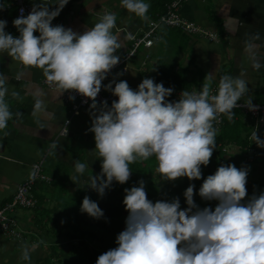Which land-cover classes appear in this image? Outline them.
<instances>
[{
    "label": "clouds",
    "instance_id": "obj_1",
    "mask_svg": "<svg viewBox=\"0 0 264 264\" xmlns=\"http://www.w3.org/2000/svg\"><path fill=\"white\" fill-rule=\"evenodd\" d=\"M68 3L58 0L54 8L34 3L26 16L21 8L13 20L18 37L7 33V21L0 19V52H7L25 66L42 69L46 80L61 94L74 91L92 101L89 131L95 134L102 171L90 177L89 187L102 197L113 181H129L130 164L152 156L158 161L157 171L166 180L201 179V166L210 163L216 148L213 122H218L221 114L229 121L233 119V109L249 91L246 82L225 75L216 94H211V84L206 82L199 92L182 91L177 101L167 99L173 88L152 78L143 79L138 90L125 80L103 86L102 81L120 62L116 53L122 45L112 31L116 15L106 13L83 33L63 25L53 26L52 21ZM121 4L141 18H146L150 7L145 0H121ZM102 86L118 97L111 107L107 101L97 102ZM7 94L6 77L0 73V130L13 116L5 100ZM12 95L18 96L15 92ZM245 105L249 110H258L251 99ZM35 108H41L40 100ZM251 138L264 148L258 130ZM75 170L83 174L86 165L77 161ZM247 176L248 169L228 164L204 179L199 195L204 200L218 201L214 210L196 205L194 184L184 192L188 205L184 210L178 197L153 203L143 180L138 187L125 189L123 203L129 212L126 228L117 236L118 247L101 254L96 264H264V193L242 202L248 195ZM81 211L97 219L104 216L98 203L88 196L83 199ZM22 258L30 260L28 248Z\"/></svg>",
    "mask_w": 264,
    "mask_h": 264
},
{
    "label": "crops",
    "instance_id": "obj_2",
    "mask_svg": "<svg viewBox=\"0 0 264 264\" xmlns=\"http://www.w3.org/2000/svg\"><path fill=\"white\" fill-rule=\"evenodd\" d=\"M157 1L159 0H145V3L150 5L146 18L132 12L129 16H124L126 18L116 15L118 27L112 31L118 35L119 43L122 45L116 55L122 57L129 47L124 31L140 34L147 24L156 18L159 12L152 7ZM27 2L32 6L34 3L43 2L54 8L58 0ZM107 2L108 0H69L54 20L62 21L66 29L71 28L74 32L83 33L94 27L101 17L110 11L105 7ZM7 3L8 0H0V19L7 21L5 31L18 37L20 34L12 24L14 10H2ZM180 14L185 20L215 33L217 40L200 37L196 39L177 29L162 27L157 32L152 47L139 48L129 63L127 76L152 74V70L156 74L160 66L171 68L162 64L164 60L152 61V50L155 46L166 43L169 49L175 48L178 54H181L186 46L184 41H187L188 47H191L195 55L197 52L200 55V49L195 48V45L200 43L204 46L205 56L212 66L208 73L213 78L216 74L223 73L234 78L240 77L249 89L244 98L250 96L258 100L259 95L264 96V89L261 87L264 79L261 80L260 76H257L259 73L264 76V0H187L181 6ZM184 37L191 38V41L184 40ZM142 55V59H139ZM145 57L148 59L146 64L142 65ZM179 64V62L176 64L174 70H180ZM0 73L6 77L8 94L5 100L13 114L7 127L0 130V208L13 200L18 185L31 175V167L41 161L42 173L50 179V183L37 182L33 194L37 202L41 200L39 204L43 203L40 206L49 208L54 202L52 192L63 189L72 194L79 187L83 190L84 184H90L92 174L88 173V170L98 171L100 166L95 161V156L90 154L94 152L93 150L81 148L78 151L85 152L82 162L86 165V170L83 174L76 172L75 163L80 154H75L76 149L73 151V147L81 143V138H76L73 133L72 121L69 127L70 136L68 138L57 136L64 119L68 116V108L64 106L59 90L51 91L41 85L42 69L25 66L7 52H0ZM217 84L219 83H214ZM114 87L115 84L113 89ZM13 92L18 96L14 97ZM179 92L182 93V90L177 91L175 97ZM37 100L41 101V108L38 110L35 108ZM111 105L108 104L109 107ZM83 109L79 111L81 117L87 113ZM88 126L92 127V122L88 121ZM89 132L87 128L85 134ZM85 139L88 140V136ZM91 140L95 141L94 138ZM46 160H49V175L43 169ZM27 211L28 214L22 212L23 215L18 217L15 209L12 215L16 217L14 218L20 227L30 234L24 235L20 241L8 239L0 234V264H49L47 258L51 243L54 241L47 233L50 223H46L47 218L46 220L43 218L42 210ZM33 245H36L34 250ZM25 248L29 249L30 260L22 258Z\"/></svg>",
    "mask_w": 264,
    "mask_h": 264
},
{
    "label": "trees",
    "instance_id": "obj_3",
    "mask_svg": "<svg viewBox=\"0 0 264 264\" xmlns=\"http://www.w3.org/2000/svg\"><path fill=\"white\" fill-rule=\"evenodd\" d=\"M169 2L170 0H159L153 4L152 9H157L158 15H160L164 12L165 5ZM154 81L156 83H163L166 88L174 89L173 94L167 98L169 101L174 99L177 91L187 90L185 87L187 80H184L179 69L170 71L168 68L160 66L157 68ZM210 84L211 87L214 86V82ZM187 91L192 92L190 88ZM258 100L259 102L257 103L264 104V96L259 95ZM233 112L235 115L231 121H229L226 115L222 114V124L216 135V148L210 159V163L207 166H201V179L189 180L187 177H182L175 181L166 180L157 171L158 161L155 156H152L146 161L138 160L130 164L129 167L132 174L129 181L125 184L113 181L112 185L105 189V194L102 197L97 191L91 189L89 184H84L83 190L79 187L76 191H73L72 198L69 200L63 198V193L66 190L61 189L63 191L52 192L54 202L51 209H45V207L40 206L43 204H39L41 200L33 208L23 209L32 211L42 210L50 218V227L47 233L54 241L51 243L50 254L47 258L49 264L51 262H53L52 264H96L101 254L118 247L116 242L117 236L125 230L126 219L129 215L123 203L126 195L125 189H130L133 186L138 187L141 180L145 183L148 199L153 203L157 201L170 202L178 197L181 210L187 209L188 205L184 192L190 185L194 184V202L196 205L200 209L211 208L214 210L216 200H204L199 195V189L204 179L208 175L214 174L221 165L234 164L237 168L248 169V172L254 171L253 162L246 158L247 152L251 149L256 151L253 157L254 160L261 153V151L256 150L251 138L253 125L250 124L249 120L245 119V115L241 110L233 109ZM232 147L237 148L236 155L226 153L225 149ZM96 155H98V158L95 161L98 162L100 168L98 171L88 170V173H91L92 176L99 175L102 171V160L99 157V153ZM260 193H264L263 178L258 185L252 182L250 186H247L248 195L242 202L246 203L254 194L259 195ZM58 194H60V197H57ZM85 195H88L91 200L98 203L104 212L103 217L99 219L87 217L81 211ZM60 203L65 204L60 206ZM18 225L20 226L19 222Z\"/></svg>",
    "mask_w": 264,
    "mask_h": 264
},
{
    "label": "built area",
    "instance_id": "obj_4",
    "mask_svg": "<svg viewBox=\"0 0 264 264\" xmlns=\"http://www.w3.org/2000/svg\"><path fill=\"white\" fill-rule=\"evenodd\" d=\"M187 0H171L165 5L164 12L160 15H157L155 19L151 20L146 28L140 32V34H130L125 32L129 47L122 57H120V62L115 66L111 72L107 75L106 79L102 81V85L106 86L108 83L112 82L117 76H126L129 70V63L135 57L140 47L148 49L152 47L153 40L157 32L162 27L173 28L181 31L187 36H197L200 38H207L212 41L217 40L215 33L209 32L208 30L202 29L196 24L185 20L181 14L180 9L184 2ZM32 5H30L27 0H8V3L2 8L3 11L14 10L13 20L20 15V9H24V15L26 16L32 10ZM12 20V24H13ZM52 25H62V21L53 20ZM14 26V25H13ZM15 27V26H14ZM39 35V33H35ZM148 57H145V60L142 62V65L146 64ZM40 83L43 87L51 91H58L55 84H50L44 74L41 77ZM218 85L211 87V94H216L218 91ZM102 86L101 92L98 94L97 102L102 104L104 101H107L108 104H112L114 100H118V97L114 96L111 91L105 90V87ZM193 92V91H192ZM197 92V91H195ZM61 93V92H60ZM181 92H179L172 101H177L180 98ZM74 97V99H70ZM62 102L64 106L68 108V116L64 119L62 126L60 127L57 136L59 138H67L70 134L69 127L71 125L72 118L83 108L91 105L92 101L82 96L81 94L74 91H66L62 93ZM239 107L234 109H239L248 118L253 124V132L259 125H264V104L253 103L256 105L258 110L252 111L245 105V102H238ZM223 115L221 114L218 117V122L214 121L213 125L217 129V132L220 130L222 124ZM252 132V133H253ZM256 151L251 149L247 152L246 158L251 160ZM42 161L36 163L31 167V175L18 185L16 188L13 200L5 204L0 208V234L4 235L6 238L20 241L23 239V235L30 234L29 232L23 230L18 222L9 217V213L13 212L16 208L20 209H31L37 204V200L34 197L33 190L37 182L50 183V179L42 173L41 168Z\"/></svg>",
    "mask_w": 264,
    "mask_h": 264
},
{
    "label": "rangeland",
    "instance_id": "obj_5",
    "mask_svg": "<svg viewBox=\"0 0 264 264\" xmlns=\"http://www.w3.org/2000/svg\"><path fill=\"white\" fill-rule=\"evenodd\" d=\"M105 7L108 8L110 11L107 13H114L115 15H117L118 17H123L126 18L127 15L129 16L130 12L124 8L121 4V0H108V2L105 4ZM106 10V9H105ZM126 16V17H124ZM98 21V20H97ZM118 22H116V26ZM191 37H195L196 39L197 36H191ZM184 40H188L191 41V38L189 37H184ZM186 46L183 48V51L181 52V54H178V51L174 48L173 50L169 49L170 47H167L166 43H162L161 45L155 46L154 49L152 50V55H153V59L152 61H157V60H164V62H162L163 65H166V67H171L169 69L174 70L176 68V64L179 62L180 64V71H181V75H183L184 80H187L185 87L190 88L191 90L193 89L194 91H201L202 90V85L206 82H214V83H219L220 79L222 76H225V74H216L215 78L212 77L211 74L208 73L209 69L212 68V66H210V62L209 60L206 58L205 56V52H204V46L201 45L199 43V45H195V48H199L200 49V55H195L191 49V47L189 46V43L187 41H184ZM143 55L140 56L139 59H142ZM223 64H225V62H223ZM154 71L152 70V74H144L143 76H124L121 77V75L117 76L114 80L116 82H119L121 80H125L128 82L129 86L133 89V90H138V86L139 84L143 81V79L145 78H152L154 79ZM242 75V74H240ZM257 76H260V79L263 80L264 76L262 74H257ZM234 77V76H233ZM240 78V77H238ZM261 87L262 89H264V82H261ZM250 93V92H249ZM257 97V96H256ZM249 99L252 100V103H257L259 102V100L256 99H252L250 98V96H248L247 98H241L240 101L238 102H246ZM84 111H86V115H84V117H81L80 113L78 112L73 118H72V131L75 134L76 138H81V143H78V145L74 146L75 142L72 144V146H74L73 151L75 154H80V158L78 159L79 162H82V157H84V152L80 153L78 150H80L81 148L84 149H90L93 150L94 152L90 153L91 155L95 156V158H98V151L95 150V141L91 140L93 139L94 135L93 132H89L88 134H85L87 128H91V126H88V121L92 122V115H91V109L90 106H88L87 108L83 109ZM245 119L248 120L247 117H245ZM250 122V121H249ZM250 124H252V122H250ZM253 125V124H252ZM256 130H258V136L264 140V125H259ZM255 130V131H256ZM88 136V140L85 139V137ZM90 137H93L90 139ZM74 141V139H73ZM253 143L255 144V148L256 150L261 151V153L259 154V157L257 159L254 160V158L251 159V161L253 162V166L255 167L254 171H250L248 172V176H247V186H250V184H252V182H255L257 185L259 183H261L262 178L264 179V148L258 147L255 143V141L253 140ZM78 148V149H77ZM228 150L226 151L227 154L229 155H236L237 153V148L236 147H232V148H227ZM88 153V152H87ZM256 157V156H255ZM49 160H46L45 164H44V171L46 172V174H50L49 172ZM89 163H91V161H89ZM85 173V172H84ZM246 186V188H247ZM88 196V195H85ZM84 196V197H85ZM57 197H60V194L57 195ZM63 198L66 199H70L72 198V194L70 191L66 190L65 193H63ZM218 201H216V206L218 205ZM61 204V203H60ZM65 204V203H64ZM61 204L60 206L64 205ZM52 207V206H51ZM51 207H49V209H51ZM28 214L27 210H23V209H16V214L18 217L22 216L23 213ZM13 212L9 213V217L15 219L12 215ZM15 214V213H14ZM85 215L87 217H89V215L87 213H85ZM50 217H52L50 215ZM91 217V216H90ZM43 218L47 221L46 223L50 222V218L48 215L44 214ZM16 220V219H15ZM49 221V222H48Z\"/></svg>",
    "mask_w": 264,
    "mask_h": 264
},
{
    "label": "water",
    "instance_id": "obj_6",
    "mask_svg": "<svg viewBox=\"0 0 264 264\" xmlns=\"http://www.w3.org/2000/svg\"><path fill=\"white\" fill-rule=\"evenodd\" d=\"M70 136V135H69Z\"/></svg>",
    "mask_w": 264,
    "mask_h": 264
}]
</instances>
